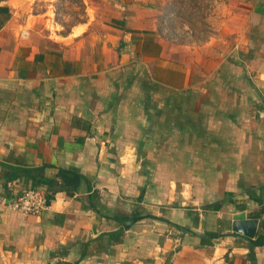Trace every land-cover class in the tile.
I'll return each instance as SVG.
<instances>
[{
	"label": "crops",
	"instance_id": "0c3cea01",
	"mask_svg": "<svg viewBox=\"0 0 264 264\" xmlns=\"http://www.w3.org/2000/svg\"><path fill=\"white\" fill-rule=\"evenodd\" d=\"M35 1L0 0V264H264V0L177 44L154 0L67 32ZM30 188L49 208H6Z\"/></svg>",
	"mask_w": 264,
	"mask_h": 264
},
{
	"label": "rangeland",
	"instance_id": "374dc122",
	"mask_svg": "<svg viewBox=\"0 0 264 264\" xmlns=\"http://www.w3.org/2000/svg\"><path fill=\"white\" fill-rule=\"evenodd\" d=\"M161 12L163 30L174 43L197 40L203 42L212 35V14L223 0H154ZM98 0H90L88 11L93 13ZM35 10L44 11L39 24L51 31L67 32L85 19L83 0H36Z\"/></svg>",
	"mask_w": 264,
	"mask_h": 264
},
{
	"label": "built area",
	"instance_id": "2783aa9c",
	"mask_svg": "<svg viewBox=\"0 0 264 264\" xmlns=\"http://www.w3.org/2000/svg\"><path fill=\"white\" fill-rule=\"evenodd\" d=\"M49 206L47 196L42 190L30 188L7 202L6 208L20 210L28 214H39L49 208Z\"/></svg>",
	"mask_w": 264,
	"mask_h": 264
},
{
	"label": "water",
	"instance_id": "95a60500",
	"mask_svg": "<svg viewBox=\"0 0 264 264\" xmlns=\"http://www.w3.org/2000/svg\"><path fill=\"white\" fill-rule=\"evenodd\" d=\"M233 222V230L253 238L258 229L259 219L248 218L244 215L236 216Z\"/></svg>",
	"mask_w": 264,
	"mask_h": 264
},
{
	"label": "trees",
	"instance_id": "16d2710c",
	"mask_svg": "<svg viewBox=\"0 0 264 264\" xmlns=\"http://www.w3.org/2000/svg\"><path fill=\"white\" fill-rule=\"evenodd\" d=\"M255 244H259L262 245L264 244V231H261V233L259 234V236L257 237L256 240H254Z\"/></svg>",
	"mask_w": 264,
	"mask_h": 264
}]
</instances>
